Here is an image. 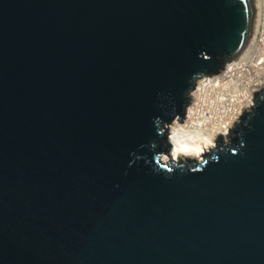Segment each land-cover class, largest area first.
I'll return each mask as SVG.
<instances>
[{
  "label": "water",
  "instance_id": "obj_1",
  "mask_svg": "<svg viewBox=\"0 0 264 264\" xmlns=\"http://www.w3.org/2000/svg\"><path fill=\"white\" fill-rule=\"evenodd\" d=\"M257 4L0 0V264H264V80L166 168V126L244 55Z\"/></svg>",
  "mask_w": 264,
  "mask_h": 264
},
{
  "label": "bare ground",
  "instance_id": "obj_2",
  "mask_svg": "<svg viewBox=\"0 0 264 264\" xmlns=\"http://www.w3.org/2000/svg\"><path fill=\"white\" fill-rule=\"evenodd\" d=\"M257 3L253 36L244 55L238 59L240 62L231 60L218 73L197 78L182 123L176 119L173 120L175 124L170 123L193 136L212 140L202 157L215 146L218 132L226 123V119L221 118L219 106L231 109V118H236L241 109L252 102L256 88L264 80V0H257Z\"/></svg>",
  "mask_w": 264,
  "mask_h": 264
},
{
  "label": "clouds",
  "instance_id": "obj_3",
  "mask_svg": "<svg viewBox=\"0 0 264 264\" xmlns=\"http://www.w3.org/2000/svg\"><path fill=\"white\" fill-rule=\"evenodd\" d=\"M161 95V94H158ZM163 107V105H161ZM174 109H172L171 113L168 115H173ZM165 122L164 119L160 117L154 118V125L157 129V135L164 134V128L161 125ZM176 121H173L175 124ZM169 129L167 140L168 143L171 145L170 148V162L171 166L166 165L169 163V155L162 154L161 151L155 153V158L157 163L161 166V168H167L170 172L175 170V167H178L181 172L185 170L186 163L188 159H196L198 162L201 161L202 153L204 152L205 148L212 145V140L208 137H200V136H193L192 134L185 132L182 128L173 127L172 124L166 126ZM151 147L153 149L156 148L155 142H150ZM203 144V147H202ZM143 147V145H141ZM159 157V159H157ZM183 158V162H182ZM164 161V163H161ZM204 164L207 163L206 160L203 161ZM175 166V167H174ZM160 168H155L154 171L159 172Z\"/></svg>",
  "mask_w": 264,
  "mask_h": 264
},
{
  "label": "built area",
  "instance_id": "obj_4",
  "mask_svg": "<svg viewBox=\"0 0 264 264\" xmlns=\"http://www.w3.org/2000/svg\"><path fill=\"white\" fill-rule=\"evenodd\" d=\"M240 61H238V59L235 61V63H239ZM254 99H255V93H254V95H253V97H252V102L250 103V104H248V105H245L242 109H241V111L239 112V114L237 115V117L236 118H234V119H232L231 118V114H230V111H231V109H228V110H226L225 108H223V106H219V109H220V112H222V115H221V118H224V119H226V123H225V125L224 126H222V130L221 131H219L217 134H218V136L222 133V134H228V131L230 130V128H232L233 126H234V124L235 123H237L238 121H239V119H240V117L242 116V114H243V112L247 109V108H250V107H252L253 105H254ZM242 107V106H241ZM216 134V135H217ZM217 136V137H218ZM215 142V141H214Z\"/></svg>",
  "mask_w": 264,
  "mask_h": 264
}]
</instances>
